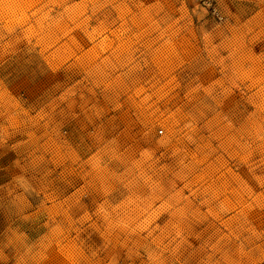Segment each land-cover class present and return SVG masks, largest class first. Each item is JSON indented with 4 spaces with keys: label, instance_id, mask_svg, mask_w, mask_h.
I'll use <instances>...</instances> for the list:
<instances>
[{
    "label": "rangeland",
    "instance_id": "rangeland-1",
    "mask_svg": "<svg viewBox=\"0 0 264 264\" xmlns=\"http://www.w3.org/2000/svg\"><path fill=\"white\" fill-rule=\"evenodd\" d=\"M0 264H264V0H0Z\"/></svg>",
    "mask_w": 264,
    "mask_h": 264
}]
</instances>
